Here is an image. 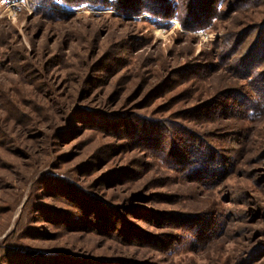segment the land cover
Listing matches in <instances>:
<instances>
[{
	"label": "rangeland",
	"instance_id": "374dc122",
	"mask_svg": "<svg viewBox=\"0 0 264 264\" xmlns=\"http://www.w3.org/2000/svg\"><path fill=\"white\" fill-rule=\"evenodd\" d=\"M189 3L0 0V264H264V0Z\"/></svg>",
	"mask_w": 264,
	"mask_h": 264
},
{
	"label": "trees",
	"instance_id": "16d2710c",
	"mask_svg": "<svg viewBox=\"0 0 264 264\" xmlns=\"http://www.w3.org/2000/svg\"><path fill=\"white\" fill-rule=\"evenodd\" d=\"M8 1L12 2V1H16V0H8ZM125 1L126 2L128 1L131 4L133 1L136 2L137 0H125ZM189 1H190V3H189V9H188L189 12L188 13H190L191 16H193V15L195 16L194 11H196L198 7H199L198 10L202 9V14L206 13L208 11V13H206V14H209V16L211 15L210 9L212 8V6H214L215 0H189ZM138 3H140V2H138ZM142 4H143V2L138 4V6H140ZM150 9L153 10V8H150ZM205 17H207V15ZM178 19H180L179 16H178ZM254 27H256V34L254 35V38L251 41V44L249 45V50L250 51L256 50L258 52V51L264 49V20H262L261 23L257 24Z\"/></svg>",
	"mask_w": 264,
	"mask_h": 264
}]
</instances>
